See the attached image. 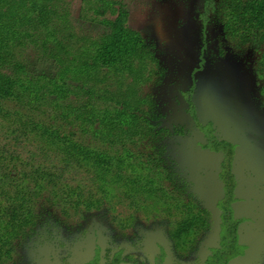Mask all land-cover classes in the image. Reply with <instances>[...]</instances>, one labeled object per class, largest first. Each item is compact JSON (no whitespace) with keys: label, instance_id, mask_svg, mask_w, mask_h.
I'll return each instance as SVG.
<instances>
[{"label":"trees","instance_id":"16d2710c","mask_svg":"<svg viewBox=\"0 0 264 264\" xmlns=\"http://www.w3.org/2000/svg\"><path fill=\"white\" fill-rule=\"evenodd\" d=\"M74 1L0 0V123L6 124L0 140V264L50 218L63 224L67 208L77 214L108 211L118 197L114 188L136 209L147 205L140 197H149L176 212V239L186 235L192 244L209 227L207 210L166 163L162 142L182 129L159 127L154 98L145 91L164 72L155 45L129 26L116 0H82L87 19L109 30L86 33L72 21ZM204 8L218 18L229 41L260 46L257 72L264 85V0H204ZM29 51L52 60L54 75H28L22 59ZM49 107L58 122L31 114H46ZM25 144H36L35 150L21 152ZM204 147L221 155L223 194L217 245L203 264H229L243 253L241 221L232 209L234 146L209 137ZM66 174L87 175L95 189L69 184ZM103 258L84 264L124 262L121 250L106 249ZM155 264H163L160 255Z\"/></svg>","mask_w":264,"mask_h":264},{"label":"rangeland","instance_id":"374dc122","mask_svg":"<svg viewBox=\"0 0 264 264\" xmlns=\"http://www.w3.org/2000/svg\"><path fill=\"white\" fill-rule=\"evenodd\" d=\"M116 1L128 13L129 26L155 45L164 72L145 91L154 98L159 127L171 133L182 129V134H169L162 142L166 163L185 182L187 193L207 210L209 227L192 244L186 235L176 239L171 236V223L179 217L176 212L149 197H140L147 205L136 209L119 188H114L118 197L112 199L108 211L77 214L67 208L70 215L65 220L63 217V224L56 225L50 218L46 226L36 228L33 237L22 240L5 264L102 262L109 248L121 250L122 263L126 264H155L159 255L163 264H203L217 245V204L223 194L218 178L221 155L204 147L209 137L234 146L232 209L241 221L238 235L243 253L229 264H264V85L257 72L260 46L255 41L245 46L229 41L218 18L206 13L204 0ZM82 8V0H75L71 18L77 26L92 35L109 31L87 19ZM22 61L30 76L55 73L52 60L37 59L32 51L25 52ZM44 111L46 114H31L45 120L58 118L53 107ZM5 125L0 123V140ZM35 147L25 144L19 149L29 153ZM65 180L73 186L81 183L85 189H95L87 175L66 174ZM55 215L62 219L59 210ZM124 220L121 228L119 222Z\"/></svg>","mask_w":264,"mask_h":264},{"label":"water","instance_id":"95a60500","mask_svg":"<svg viewBox=\"0 0 264 264\" xmlns=\"http://www.w3.org/2000/svg\"><path fill=\"white\" fill-rule=\"evenodd\" d=\"M118 264H126V263H122V262H121V263H118Z\"/></svg>","mask_w":264,"mask_h":264}]
</instances>
